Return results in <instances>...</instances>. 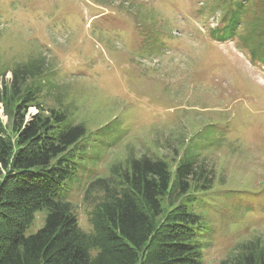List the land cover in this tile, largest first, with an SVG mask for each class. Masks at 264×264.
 Masks as SVG:
<instances>
[{"label": "rangeland", "instance_id": "1", "mask_svg": "<svg viewBox=\"0 0 264 264\" xmlns=\"http://www.w3.org/2000/svg\"><path fill=\"white\" fill-rule=\"evenodd\" d=\"M216 1L0 0V87L18 66L40 60L89 136L67 197L83 231L99 201L87 191L94 179L131 158L171 161L179 145L210 129L214 147L199 159L215 169L198 210L209 237L203 264L249 242L264 245V69L236 41L211 39Z\"/></svg>", "mask_w": 264, "mask_h": 264}, {"label": "trees", "instance_id": "2", "mask_svg": "<svg viewBox=\"0 0 264 264\" xmlns=\"http://www.w3.org/2000/svg\"><path fill=\"white\" fill-rule=\"evenodd\" d=\"M214 10L211 39L236 41L264 69V0H217ZM52 73L36 59L0 87L7 119L0 120V264H203L209 237L201 211L215 169L199 159L214 147L212 130L179 145L171 161L131 158L108 179H94L87 191L99 201L85 232L67 197L89 136L55 92ZM41 212V228L26 235ZM219 264H264V245L249 242Z\"/></svg>", "mask_w": 264, "mask_h": 264}]
</instances>
